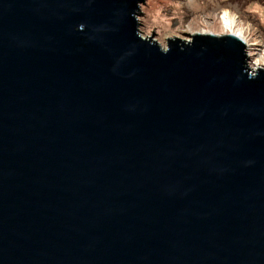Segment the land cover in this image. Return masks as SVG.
<instances>
[{
  "label": "water",
  "instance_id": "water-1",
  "mask_svg": "<svg viewBox=\"0 0 264 264\" xmlns=\"http://www.w3.org/2000/svg\"><path fill=\"white\" fill-rule=\"evenodd\" d=\"M142 1L0 0V264H264V68Z\"/></svg>",
  "mask_w": 264,
  "mask_h": 264
},
{
  "label": "rangeland",
  "instance_id": "rangeland-1",
  "mask_svg": "<svg viewBox=\"0 0 264 264\" xmlns=\"http://www.w3.org/2000/svg\"><path fill=\"white\" fill-rule=\"evenodd\" d=\"M139 5L142 36L152 37L163 48L170 39L191 41L192 35L203 31L228 35L223 18L228 11L236 22L234 31L256 45L250 46L256 50H249V69L255 73L254 68L256 72L264 68V0H144Z\"/></svg>",
  "mask_w": 264,
  "mask_h": 264
},
{
  "label": "bare ground",
  "instance_id": "bare-ground-1",
  "mask_svg": "<svg viewBox=\"0 0 264 264\" xmlns=\"http://www.w3.org/2000/svg\"><path fill=\"white\" fill-rule=\"evenodd\" d=\"M159 14H160V12L157 14L158 16H159ZM157 15H156V17H157ZM223 18L224 19H226V21L224 22V25H225V27H226V29H228L227 31L229 32H227V34L228 35H233V36H236V37H238V38H240V39H242V41H244V43L246 44V47H247V49H248V51L249 50H251L250 49V46H256V45H254V44H249L248 43V40L242 35V34H237L235 31H234V27H235V25H236V22H235V20H232L231 18H230V14H229V12L228 11H225V13H224V16H223ZM223 18H222V20H223ZM199 33H213V32H211V31H203V32H199ZM214 34H216V33H214ZM217 36H219L218 34H216ZM252 50H256V49H252ZM251 50V51H252ZM251 51H249V55H248V57H251L252 55H250V52ZM264 52V51H263ZM264 54V53H263ZM256 70L257 69H253V71L254 72H256Z\"/></svg>",
  "mask_w": 264,
  "mask_h": 264
}]
</instances>
